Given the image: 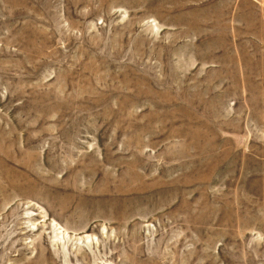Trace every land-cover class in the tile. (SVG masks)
Segmentation results:
<instances>
[{"label": "rangeland", "instance_id": "rangeland-1", "mask_svg": "<svg viewBox=\"0 0 264 264\" xmlns=\"http://www.w3.org/2000/svg\"><path fill=\"white\" fill-rule=\"evenodd\" d=\"M203 16L0 0V264H264V74Z\"/></svg>", "mask_w": 264, "mask_h": 264}, {"label": "crops", "instance_id": "crops-1", "mask_svg": "<svg viewBox=\"0 0 264 264\" xmlns=\"http://www.w3.org/2000/svg\"><path fill=\"white\" fill-rule=\"evenodd\" d=\"M201 0H195V2ZM204 1V30L208 41L219 40L240 51V56H250V65L259 74H264L259 58V48L264 44V0H203ZM199 24V23H197ZM263 46V45H262ZM246 53V54H245ZM260 74V75H261ZM263 78L261 77V80Z\"/></svg>", "mask_w": 264, "mask_h": 264}]
</instances>
